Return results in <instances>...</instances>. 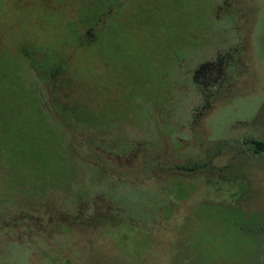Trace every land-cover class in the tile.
Returning a JSON list of instances; mask_svg holds the SVG:
<instances>
[{"label":"rangeland","instance_id":"374dc122","mask_svg":"<svg viewBox=\"0 0 264 264\" xmlns=\"http://www.w3.org/2000/svg\"><path fill=\"white\" fill-rule=\"evenodd\" d=\"M102 1L117 0H0V44L9 60L22 45L61 54L91 125L138 143L133 184L190 194L148 227L0 222V264H264V155L251 142L264 140V0H119L79 48ZM8 87L27 110L19 122L10 109L9 126L45 128L33 92Z\"/></svg>","mask_w":264,"mask_h":264},{"label":"trees","instance_id":"16d2710c","mask_svg":"<svg viewBox=\"0 0 264 264\" xmlns=\"http://www.w3.org/2000/svg\"><path fill=\"white\" fill-rule=\"evenodd\" d=\"M118 2L97 4L79 27V48L104 34L108 22L102 17L111 12L109 20L114 21L115 11L123 8ZM7 52L0 44V222L15 225L29 219L41 227L75 223L86 234H96L104 225L148 227L190 194L178 189V184H185L179 181L160 184L155 193L134 185L132 157L138 143L124 131L91 125L71 99V67L61 54L40 45L16 48L12 60ZM208 64L200 67L208 69ZM10 71L20 80H7ZM195 74L192 80L197 81ZM9 85L33 92L31 110L43 118L45 128L9 126L10 109L19 122L27 118L22 97L10 94ZM251 142L253 151L264 155V140Z\"/></svg>","mask_w":264,"mask_h":264},{"label":"flooded vegetation","instance_id":"af4514ba","mask_svg":"<svg viewBox=\"0 0 264 264\" xmlns=\"http://www.w3.org/2000/svg\"><path fill=\"white\" fill-rule=\"evenodd\" d=\"M198 66H199L200 69H197V70L195 71V73H196L195 75H196V76H199V72H202V71H203V70H202V67H200V66H202V65L199 64Z\"/></svg>","mask_w":264,"mask_h":264}]
</instances>
